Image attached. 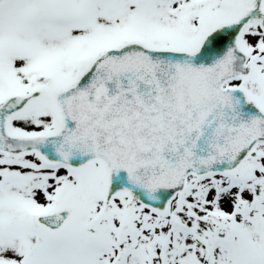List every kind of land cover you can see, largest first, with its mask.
I'll use <instances>...</instances> for the list:
<instances>
[{
    "label": "snow or ice",
    "instance_id": "snow-or-ice-1",
    "mask_svg": "<svg viewBox=\"0 0 264 264\" xmlns=\"http://www.w3.org/2000/svg\"><path fill=\"white\" fill-rule=\"evenodd\" d=\"M0 264H264V0H0Z\"/></svg>",
    "mask_w": 264,
    "mask_h": 264
}]
</instances>
